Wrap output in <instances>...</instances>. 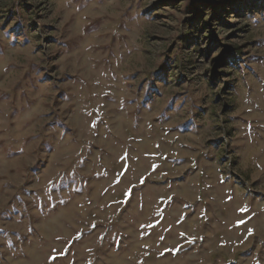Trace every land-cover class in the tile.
I'll return each instance as SVG.
<instances>
[{"label":"rangeland","instance_id":"obj_1","mask_svg":"<svg viewBox=\"0 0 264 264\" xmlns=\"http://www.w3.org/2000/svg\"><path fill=\"white\" fill-rule=\"evenodd\" d=\"M0 264H264V0H0Z\"/></svg>","mask_w":264,"mask_h":264}]
</instances>
